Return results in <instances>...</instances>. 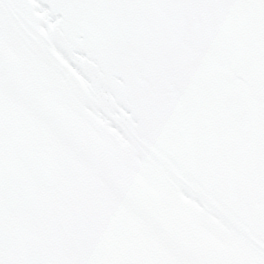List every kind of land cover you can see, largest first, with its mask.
Returning <instances> with one entry per match:
<instances>
[{
    "label": "snow or ice",
    "instance_id": "obj_1",
    "mask_svg": "<svg viewBox=\"0 0 264 264\" xmlns=\"http://www.w3.org/2000/svg\"><path fill=\"white\" fill-rule=\"evenodd\" d=\"M0 264H264V0H0Z\"/></svg>",
    "mask_w": 264,
    "mask_h": 264
}]
</instances>
